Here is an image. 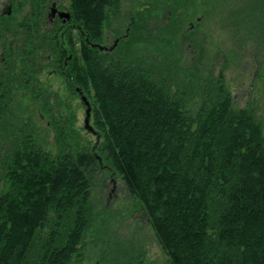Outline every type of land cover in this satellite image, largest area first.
<instances>
[{"label": "trees", "instance_id": "obj_1", "mask_svg": "<svg viewBox=\"0 0 264 264\" xmlns=\"http://www.w3.org/2000/svg\"><path fill=\"white\" fill-rule=\"evenodd\" d=\"M238 2L232 24L264 47V0ZM35 4L14 27L18 42L0 18V264H80L88 245L101 261L120 247L106 264H143L110 244L103 167L141 206L167 264H264L262 123L206 65V22L186 28L197 6L144 4L107 53L98 47L120 0H71L66 32L45 28ZM57 51L68 85L91 97L94 145L77 139L73 115L62 116V98L39 78Z\"/></svg>", "mask_w": 264, "mask_h": 264}, {"label": "rangeland", "instance_id": "obj_2", "mask_svg": "<svg viewBox=\"0 0 264 264\" xmlns=\"http://www.w3.org/2000/svg\"><path fill=\"white\" fill-rule=\"evenodd\" d=\"M36 1L40 12L44 16V23L47 19L48 8L52 2L58 5L60 10H65L70 5V0H0V18L6 27L11 28L16 37L13 39L18 42L23 38L20 31L15 29L24 18L34 15L32 5ZM198 11L194 18L188 20L186 28H194L197 24L204 20V30L206 34V49L208 59L205 63L212 73L217 74L223 71L225 84L234 96L235 105L244 107L250 105L255 110V115L262 123V135L264 137V47L256 46L252 40H245L240 31V23L238 26L235 22L232 24L231 17L241 10L242 2L234 3L235 0H191ZM153 0H120V15L109 17L103 32L102 45L105 48H111L115 42L120 43L126 32H129L133 15L144 10V4H149ZM9 6L10 15H2L3 10ZM111 16V15H110ZM163 19L165 16H162ZM43 27V26H42ZM45 28L49 24H45ZM61 37V35H60ZM8 40V39H7ZM10 41V40H8ZM81 43L76 44L79 50ZM59 47L62 45L59 44ZM62 49V48H60ZM70 46V50H71ZM58 53V56H56ZM60 51L52 53L56 62L50 67V63L44 66V70L40 73L41 81L47 83L49 90L56 93L62 98L63 106L61 108L62 116L71 117L74 119V135L83 143L95 144V136L91 133L87 134L84 129L85 106L81 103L78 94L74 91L75 87H70L67 79L62 76V61L59 58ZM69 53L68 56H71ZM75 55V54H74ZM190 57V53L188 52ZM75 57V56H72ZM54 70V75L49 76V72ZM84 95V94H83ZM86 95V94H85ZM91 104V97L87 96ZM91 106V105H90ZM60 109L56 106L55 115ZM92 117V116H91ZM89 119V125L92 128V119ZM45 122L40 120L42 126ZM94 127V126H93ZM39 134V140L48 151L55 153L57 145L54 139V133L42 127ZM108 166V165H107ZM100 176L102 180V197L99 207H104L107 210L109 221V240L111 246L119 243L128 253L132 255V261L135 257L141 256L143 264H167V259L161 251L154 234L149 226L147 218L137 201H134L127 193L126 188L120 179L115 174L114 170L109 167H103ZM98 207V206H97ZM98 207V208H99ZM100 209V208H99ZM107 215V214H106ZM107 236V235H106ZM87 246L84 258L80 264H106L105 262L112 259V253H117L118 256L120 247L112 250L111 247L105 248L101 253H105V257L101 261L100 248ZM122 248V247H121ZM123 249V248H122ZM124 250V249H123ZM114 257H117L114 254ZM136 263H139L136 260Z\"/></svg>", "mask_w": 264, "mask_h": 264}, {"label": "flooded vegetation", "instance_id": "obj_3", "mask_svg": "<svg viewBox=\"0 0 264 264\" xmlns=\"http://www.w3.org/2000/svg\"><path fill=\"white\" fill-rule=\"evenodd\" d=\"M48 2H50V0H48ZM70 6H71V0H70V5L65 10H60L58 8V5L56 3H54V2H52L50 4V7L48 8L47 19H46V21L49 22L50 30H56V29L59 30L60 27H62L63 31L66 32L67 30H70L71 28H75L74 25H72L70 23L71 22L70 21L71 20ZM7 7L3 10V12H2L3 14H6L7 12H9ZM66 13L69 15L68 18L66 16L65 17H61L60 16V14H66ZM117 45H118V42H115L111 48H108V49L106 48V50H104V51L107 52V53L108 52H112ZM102 47H104V46L102 45ZM69 58H71V56ZM49 60H51V59L49 58ZM66 64H67V61L64 60L62 62V66L66 65ZM62 72H63V70H62ZM75 91H76V89H75Z\"/></svg>", "mask_w": 264, "mask_h": 264}, {"label": "water", "instance_id": "obj_4", "mask_svg": "<svg viewBox=\"0 0 264 264\" xmlns=\"http://www.w3.org/2000/svg\"><path fill=\"white\" fill-rule=\"evenodd\" d=\"M9 10V9H8ZM10 13V10L9 12H7L6 14H9ZM61 17H69V15L66 13V14H60ZM98 47V46H97ZM98 49H100L101 51H104L106 50L105 47H98ZM76 93L78 94L79 98H80V101L81 103L85 106V119H84V129L87 131V132H91V133H94V130L90 127L89 125V119H90V112H91V106H90V103L87 99V97L85 95H83V92H81V90L79 89H76Z\"/></svg>", "mask_w": 264, "mask_h": 264}]
</instances>
